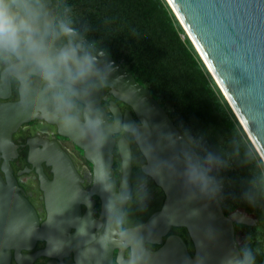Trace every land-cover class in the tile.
Here are the masks:
<instances>
[{"label":"water","instance_id":"obj_1","mask_svg":"<svg viewBox=\"0 0 264 264\" xmlns=\"http://www.w3.org/2000/svg\"><path fill=\"white\" fill-rule=\"evenodd\" d=\"M166 2L256 153L264 159V0ZM36 3L44 14L47 26L60 21L51 0H36ZM80 39L98 56V67L108 69V84L99 85L93 78L78 84L74 97L83 104V115L89 108L102 115L101 127L106 137L102 143L94 142L91 136L82 134L78 129L63 127L57 116L52 120L57 124L59 133L80 147L92 163L94 183L91 194H97L102 200L99 219L89 217L82 226L88 228L90 239L71 243L75 250H79L74 264H110L114 250L118 251L119 264H224L239 246L234 224L254 226L255 218L242 210L225 215L217 196L202 195L197 188L186 184L183 155L192 151L186 138L148 90L138 84L131 74L89 40ZM20 72L31 75L23 70ZM103 88L109 89L116 100L127 105L137 122L129 110L122 113L114 102L108 106L113 115V122H109L99 97ZM117 121L137 128L138 139L134 142L145 159L142 172L162 189L165 196L160 210L144 222L127 228V236L123 235L124 230L119 231L120 223L114 224L113 221L115 214H123L126 206L120 202V195L131 191V164L124 167L130 146L123 138L116 142L113 134L118 131L110 130V126ZM115 146L119 150L122 166L118 187L112 169ZM59 163L70 165L63 155ZM157 165L160 171L154 175L152 169ZM108 184L112 187L106 190ZM55 189L52 204L56 212H62L69 206L78 214L82 198L88 197V194L78 184L74 173H66L60 178ZM110 201L114 202L107 209ZM58 217L61 216L53 217L43 228H39L29 204L14 189L5 188L0 182V264H10L13 255L19 264H30L39 255L55 259L47 264H64L61 257L50 254L48 250L33 255L20 253L21 250L31 249L37 240L42 239L50 241L55 252L63 250L65 243L59 239L62 229ZM172 228L185 229L193 248L192 254L180 235L168 234ZM93 229H96L94 234ZM148 244L158 248L150 250ZM125 249L130 250L128 259L123 257Z\"/></svg>","mask_w":264,"mask_h":264},{"label":"trees","instance_id":"obj_2","mask_svg":"<svg viewBox=\"0 0 264 264\" xmlns=\"http://www.w3.org/2000/svg\"><path fill=\"white\" fill-rule=\"evenodd\" d=\"M51 1L58 13L61 3L72 8L79 23L88 25L86 39L147 89L185 138V133L202 136L216 150L238 133L253 148L166 0ZM236 147L242 156L243 147ZM253 168L254 164L238 158L221 169L218 176L223 187L217 198L225 215L242 210L255 218L254 226L234 224V230L238 248L248 240L259 249L258 264H264V206H252L242 199ZM172 232L185 240L192 254L185 229L173 228Z\"/></svg>","mask_w":264,"mask_h":264},{"label":"flooded vegetation","instance_id":"obj_3","mask_svg":"<svg viewBox=\"0 0 264 264\" xmlns=\"http://www.w3.org/2000/svg\"><path fill=\"white\" fill-rule=\"evenodd\" d=\"M101 104L106 111L109 122H113V115L108 106L114 102L123 113L130 108L116 100L109 89L99 91ZM74 105L78 106L81 117L84 106L74 98ZM72 112H75V107ZM58 115L55 112V104L51 98V92L38 78L20 72L19 77L9 69L0 66V182L5 188L14 189L32 208L39 228H43L53 217H58L61 227L59 239L65 243V248L55 252L51 248L53 244L47 239L37 240L31 249L21 250V255H33L48 250L50 254L61 257L64 264L76 263L79 250L71 246L73 241L85 242L88 238V228L82 227L85 219L91 217L98 220L102 210V200L92 193L94 183L93 165L87 160L84 151L71 139L59 133L57 124L52 120ZM82 121V120H81ZM137 122V120L135 119ZM116 142L125 139L130 151L135 154V160L131 163L130 184L131 191L136 190L137 181L145 180L146 196L141 207L133 201L130 206H125L127 218L124 224L119 225V231L125 230L144 222L151 214L160 210L165 196L161 188L142 172L145 159L139 151L134 140L129 141L123 137V129L113 134ZM113 176L116 187L119 186L122 175L121 157L117 146L113 148ZM63 155L70 161V165L59 163ZM73 172L78 178V184L88 197L82 198V202L76 211L66 206L62 212H56L53 208L52 196L56 192V186L66 173ZM65 173V174H64ZM61 192V189H58ZM57 196V195H56ZM144 221L134 224L139 219ZM173 229V228H172ZM169 231V235L176 234ZM96 229L92 230L94 234ZM79 235V237L77 236ZM187 244V243H186ZM150 250H156L158 246L148 244ZM188 247V245H187ZM81 250V249H80ZM117 250L112 253V262L117 263ZM123 257H130V250L125 249ZM54 258V257H53ZM55 260L44 255L37 256L30 264H47ZM88 262V261H87ZM10 264L17 263L14 255Z\"/></svg>","mask_w":264,"mask_h":264},{"label":"clouds","instance_id":"obj_4","mask_svg":"<svg viewBox=\"0 0 264 264\" xmlns=\"http://www.w3.org/2000/svg\"><path fill=\"white\" fill-rule=\"evenodd\" d=\"M59 15V22L47 26L36 0H0V66L18 77L20 70H23L38 78L51 92L61 125L78 129L82 134L91 136L94 142L102 143L106 139L101 127L102 115L89 108L81 117L78 106L74 105V97L76 86L93 78L99 85L108 84V69L98 67V56L80 39L87 38L88 25L79 23L67 3H61ZM121 129L127 140L138 139L137 128L130 124L117 121L110 126V130L120 132ZM185 136L192 149L183 155L186 165L183 175L187 185L197 188L202 195L218 196L223 187L219 171L228 168L233 160L239 158L244 164H254L242 199L252 206H264V159L241 135L233 134L226 146L216 150L210 149L202 136L194 137L187 133ZM236 146L243 147L242 156ZM126 159L124 167L134 162L135 154L129 151ZM159 171L160 166L157 165L152 169V174H159ZM108 185L106 190L112 187ZM145 196V180L141 178L135 191L125 192L119 199L127 206L135 201L142 207ZM113 202L107 204V209ZM127 217V211L115 214L114 224H124ZM123 235H129L127 228ZM258 255L259 249L247 240L234 255L225 259L224 264H258Z\"/></svg>","mask_w":264,"mask_h":264}]
</instances>
